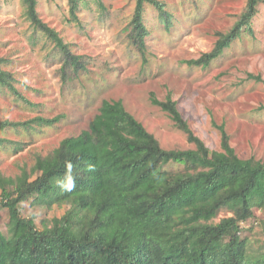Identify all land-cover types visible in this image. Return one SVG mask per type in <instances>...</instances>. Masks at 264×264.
I'll use <instances>...</instances> for the list:
<instances>
[{"label": "trees", "instance_id": "trees-1", "mask_svg": "<svg viewBox=\"0 0 264 264\" xmlns=\"http://www.w3.org/2000/svg\"><path fill=\"white\" fill-rule=\"evenodd\" d=\"M24 1L36 30L54 42L63 81L72 82L88 68L85 55L76 54L41 19L38 0ZM262 2L248 0L213 50L188 63L209 65L244 32L253 33ZM69 4L77 20L79 0ZM147 4L157 8L166 26L172 20L164 1L136 0L128 26L130 39L143 54L150 34L144 20ZM9 61L0 57V87L33 104L17 85L28 83L6 70ZM250 76L262 81L260 75ZM151 100L192 146L163 147L121 99H103L89 127L38 154L31 173L25 168L17 176L0 175V208L8 210L7 231L0 229V264H264L261 239L252 240L247 233L257 225L264 234V218L257 214L264 208V161L241 158L224 123L216 124L220 149L210 150L171 96L159 100L152 93ZM58 118L39 116L15 125L0 119V128L29 126L31 121L53 124ZM5 142L21 148L19 141L0 135V144ZM28 199L33 206L65 212L37 226L34 216L22 214L21 204ZM223 211L228 215L218 219Z\"/></svg>", "mask_w": 264, "mask_h": 264}, {"label": "rangeland", "instance_id": "rangeland-1", "mask_svg": "<svg viewBox=\"0 0 264 264\" xmlns=\"http://www.w3.org/2000/svg\"><path fill=\"white\" fill-rule=\"evenodd\" d=\"M172 13L170 25L152 4L145 7L150 29L144 54L130 39L129 22L136 0H79L75 20L69 0H38L41 19L55 28L76 54L85 55L87 70L64 82L54 42L36 30L24 0H0V57H9L8 69L28 83H17L33 104L0 87V119L25 122L39 116L53 124L31 121L29 126L0 128L8 141L0 144V175L17 176L31 167L37 155L51 152L60 141L89 127L103 99L125 107L154 133L165 148H186L193 143L177 128L169 114L151 100L171 96L194 133L210 150L220 149L225 124L231 145L241 158L264 161V2L253 19V33L244 32L224 53L206 66L188 61L213 50L220 34L239 20L248 0H162ZM51 53V56H48ZM260 75L257 81L250 75ZM27 76V77H26ZM215 123V125H214ZM18 143V142H17ZM33 173L31 178H36ZM24 216L41 220L65 212L22 204ZM8 210L0 208V229L8 227ZM257 214L264 218V208ZM228 215L221 212L218 219ZM217 219V220H218ZM251 227V223L247 224ZM252 240L264 234L249 228Z\"/></svg>", "mask_w": 264, "mask_h": 264}]
</instances>
